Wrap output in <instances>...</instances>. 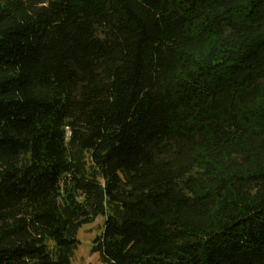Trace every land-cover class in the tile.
Here are the masks:
<instances>
[{
    "label": "trees",
    "instance_id": "obj_1",
    "mask_svg": "<svg viewBox=\"0 0 264 264\" xmlns=\"http://www.w3.org/2000/svg\"><path fill=\"white\" fill-rule=\"evenodd\" d=\"M264 264V0H0V264Z\"/></svg>",
    "mask_w": 264,
    "mask_h": 264
},
{
    "label": "rangeland",
    "instance_id": "obj_2",
    "mask_svg": "<svg viewBox=\"0 0 264 264\" xmlns=\"http://www.w3.org/2000/svg\"><path fill=\"white\" fill-rule=\"evenodd\" d=\"M102 223L103 217L98 216L79 228L77 233L79 243L71 257V264H102L98 254L91 252L93 238L101 232Z\"/></svg>",
    "mask_w": 264,
    "mask_h": 264
}]
</instances>
